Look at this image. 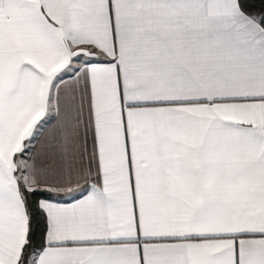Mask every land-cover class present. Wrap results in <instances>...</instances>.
<instances>
[{"label": "snow or ice", "instance_id": "obj_1", "mask_svg": "<svg viewBox=\"0 0 264 264\" xmlns=\"http://www.w3.org/2000/svg\"><path fill=\"white\" fill-rule=\"evenodd\" d=\"M0 264H264V0H0Z\"/></svg>", "mask_w": 264, "mask_h": 264}]
</instances>
